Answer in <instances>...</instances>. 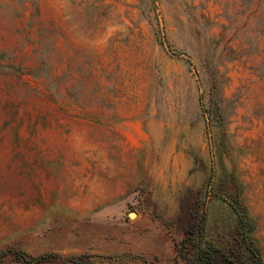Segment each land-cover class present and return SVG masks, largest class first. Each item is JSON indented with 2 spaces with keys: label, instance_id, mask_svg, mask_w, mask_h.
Wrapping results in <instances>:
<instances>
[{
  "label": "rangeland",
  "instance_id": "rangeland-1",
  "mask_svg": "<svg viewBox=\"0 0 264 264\" xmlns=\"http://www.w3.org/2000/svg\"><path fill=\"white\" fill-rule=\"evenodd\" d=\"M0 64V251L242 254L239 200L264 259V0H0Z\"/></svg>",
  "mask_w": 264,
  "mask_h": 264
},
{
  "label": "trees",
  "instance_id": "trees-1",
  "mask_svg": "<svg viewBox=\"0 0 264 264\" xmlns=\"http://www.w3.org/2000/svg\"><path fill=\"white\" fill-rule=\"evenodd\" d=\"M232 208L237 217V227L240 232L239 244L243 247L242 254H227L211 245L202 247L206 217L205 214L199 216L197 212L191 211L190 216L194 223L185 232V237L177 250V256L186 264H264L261 250L251 238L255 230L254 222L248 218L246 209L239 200L233 202ZM196 240L193 254L191 256L183 254L182 248L185 244L188 241L195 242ZM7 259H10L14 264H97L85 255L64 256L58 253L33 255L17 248H6L0 251V264H7Z\"/></svg>",
  "mask_w": 264,
  "mask_h": 264
},
{
  "label": "bare ground",
  "instance_id": "bare-ground-1",
  "mask_svg": "<svg viewBox=\"0 0 264 264\" xmlns=\"http://www.w3.org/2000/svg\"><path fill=\"white\" fill-rule=\"evenodd\" d=\"M132 217H134V215H132Z\"/></svg>",
  "mask_w": 264,
  "mask_h": 264
}]
</instances>
